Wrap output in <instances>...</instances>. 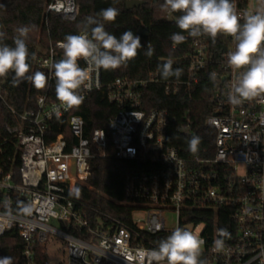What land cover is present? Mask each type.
I'll use <instances>...</instances> for the list:
<instances>
[{"label":"built area","instance_id":"built-area-1","mask_svg":"<svg viewBox=\"0 0 264 264\" xmlns=\"http://www.w3.org/2000/svg\"><path fill=\"white\" fill-rule=\"evenodd\" d=\"M232 2L243 22L244 14L254 13L261 0ZM50 12L74 21L80 6L76 0H50L46 21ZM61 42L50 40L35 55V66L48 76L47 89L33 101L35 106L20 112L10 106L18 122L7 129L18 140L21 182L0 169V236L18 229L26 264H36L39 250L46 256L44 264H50L47 245L54 237L64 242L65 264H149L146 251L180 227L204 240L200 259L206 264H264V97L241 105L228 102L238 74L227 64L234 39L223 34L215 42L208 36L193 37L186 55L188 79L166 82V92H176L179 84L198 83L208 70L222 82L206 119L216 131L214 155L193 163L167 141L169 111L144 108V89L161 82L159 73L142 79L117 77L106 85L102 70L90 69L88 87L81 90L84 100L101 91L117 109L106 127L87 136L84 118L65 110L51 89L52 64L63 58ZM78 63L88 68L84 60ZM0 97L6 102L5 95ZM64 127L74 140L66 137ZM109 141L117 157L137 163L124 189L134 207L128 221L108 213L92 215L69 195V189L89 177L91 158L105 154ZM14 198L24 199L28 211H12ZM170 212L176 215L175 227H168ZM221 228L231 238L216 251L214 240Z\"/></svg>","mask_w":264,"mask_h":264},{"label":"trees","instance_id":"trees-1","mask_svg":"<svg viewBox=\"0 0 264 264\" xmlns=\"http://www.w3.org/2000/svg\"><path fill=\"white\" fill-rule=\"evenodd\" d=\"M76 1L80 6V13L74 21H67L53 12L47 15L46 21V8L50 0H0V31L6 34L2 42L14 47L13 41L18 35L16 30L21 26H28L30 31L25 40L30 53L28 62L31 72L40 71L35 66L31 54L36 55L43 51L50 40L64 41L67 35H80L81 32H85L88 17L101 19L98 15L101 10L116 8L119 15L114 22L101 20L105 30L117 38L126 30H131L141 37L144 46L138 50L137 57L126 66L116 70H102L104 83L107 85L117 77L148 78L153 73H159L158 66L171 58L174 61L173 69L183 70L181 76L164 80L159 74L161 82L150 83L144 89V108L169 111L167 141L177 147L180 154L190 162L193 163L197 158L212 157L215 151L216 131L206 124V119L212 113L213 99L217 88L222 84L221 80L218 76L215 81L211 80L212 70H208L204 71L199 82L191 87L179 84L176 92H166L165 89L166 82L188 79L189 61L186 55L191 50L193 37L177 27L175 17L181 13H174V17L169 19L168 11L163 8L165 0H144L143 4L133 8L126 7L128 0ZM91 27L94 25L88 26L89 35ZM141 27L147 29L148 35L139 34ZM174 33L185 35L186 41L179 45L173 44L170 37ZM149 43L154 49L151 57L145 55ZM46 89L47 87L36 89L27 80L14 86L11 73L6 78H0V93L6 96V102L0 97V169L5 173L12 172L15 183L21 182L20 149L17 138L7 129L8 125H15L18 122L10 106L19 112L32 108L35 106L33 101L45 93ZM51 89L55 91V82ZM116 109L115 104L106 98V93L96 91L84 100L78 109L74 108L73 112L84 118L85 132L89 136L93 129L106 127L108 119ZM189 123L192 134L186 133L183 129ZM55 130L58 132L56 125ZM62 131L68 139L74 140L67 127ZM193 136L200 138L196 153L189 150L187 143ZM70 143L72 144V141ZM90 165L89 177L76 185V188L80 189V196L74 197L82 202L84 210L92 215L108 213L124 217L128 221L134 207L127 199L124 189L127 175L136 168V161L117 157L109 141L105 154H96L91 158ZM2 198L0 191V207ZM25 208L24 199L14 198L12 211L23 214ZM24 245L17 228L7 230L0 236V257L10 256L13 258V264H26ZM45 260L46 256L39 250L36 264H44Z\"/></svg>","mask_w":264,"mask_h":264},{"label":"clouds","instance_id":"clouds-1","mask_svg":"<svg viewBox=\"0 0 264 264\" xmlns=\"http://www.w3.org/2000/svg\"><path fill=\"white\" fill-rule=\"evenodd\" d=\"M163 8L171 13H181L175 23L190 37L208 36L215 42L218 35L223 34L234 39L235 48L227 53V64L238 74L228 93L230 104L241 105L264 97V0L254 13L244 14L243 22L232 0H165ZM98 15L101 19L87 18L85 34L65 37L59 45L63 49V58L52 64L56 98L65 110L78 109L83 103L85 97L81 90L88 87L90 69L97 72L119 69L134 60L144 46L141 37L131 30H126L119 38L105 30L101 20L114 22L119 15L116 8L103 9ZM92 25L89 35L88 26ZM16 31L14 47L2 42L6 34L0 31V78L11 73L14 86L27 80L34 88L45 89L48 76L42 71L31 72L28 62L30 53L25 40L30 29L21 26ZM170 39L179 45L187 37L174 33ZM153 52L149 43L145 55L151 57ZM31 55L34 59L35 54ZM80 60L87 63V69L80 66ZM173 63L168 58L158 66L162 79L181 76L183 70L173 69ZM210 79L215 81L216 73H211ZM187 143L189 150L196 153L200 138L193 136ZM69 195L79 198L80 189H69ZM217 234L219 238L214 240V249L222 251L225 239H230L231 234L224 228L218 229ZM204 243L198 234L176 227L145 255L149 264H206L200 259ZM0 264H13V258L0 257Z\"/></svg>","mask_w":264,"mask_h":264},{"label":"rangeland","instance_id":"rangeland-1","mask_svg":"<svg viewBox=\"0 0 264 264\" xmlns=\"http://www.w3.org/2000/svg\"><path fill=\"white\" fill-rule=\"evenodd\" d=\"M185 132L192 134L190 127L185 128ZM239 174L243 173V169L240 168L238 171ZM137 217H144V213H137ZM168 227H175L176 225V215L173 212L166 214ZM64 242L60 238H52L47 245L48 248V260L50 264H65L64 260V251H63Z\"/></svg>","mask_w":264,"mask_h":264},{"label":"water","instance_id":"water-1","mask_svg":"<svg viewBox=\"0 0 264 264\" xmlns=\"http://www.w3.org/2000/svg\"><path fill=\"white\" fill-rule=\"evenodd\" d=\"M144 2H145L144 0H128V1L126 2V7H127V8L137 7V6L141 5V4H143ZM139 34H145V35H148V31H147L146 28L141 27V28L139 29Z\"/></svg>","mask_w":264,"mask_h":264}]
</instances>
